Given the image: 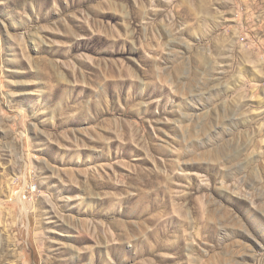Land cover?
<instances>
[{"label":"rangeland","instance_id":"1","mask_svg":"<svg viewBox=\"0 0 264 264\" xmlns=\"http://www.w3.org/2000/svg\"><path fill=\"white\" fill-rule=\"evenodd\" d=\"M0 264H264V0H0Z\"/></svg>","mask_w":264,"mask_h":264},{"label":"built area","instance_id":"2","mask_svg":"<svg viewBox=\"0 0 264 264\" xmlns=\"http://www.w3.org/2000/svg\"><path fill=\"white\" fill-rule=\"evenodd\" d=\"M26 196H24V198H25Z\"/></svg>","mask_w":264,"mask_h":264}]
</instances>
